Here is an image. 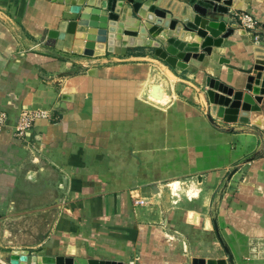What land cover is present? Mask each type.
Here are the masks:
<instances>
[{
	"label": "crops",
	"instance_id": "obj_1",
	"mask_svg": "<svg viewBox=\"0 0 264 264\" xmlns=\"http://www.w3.org/2000/svg\"><path fill=\"white\" fill-rule=\"evenodd\" d=\"M238 11L259 21L260 42L236 28ZM74 18L64 3L0 0V110L9 124L0 131V261L16 250L125 264H264V95L257 126L210 122L201 93L207 75L243 90L241 70L264 60V0H233L228 15L211 17L233 32L185 69L149 48L87 38L68 48L49 37ZM153 84L163 100L150 97ZM21 110L49 117L15 138Z\"/></svg>",
	"mask_w": 264,
	"mask_h": 264
},
{
	"label": "water",
	"instance_id": "obj_2",
	"mask_svg": "<svg viewBox=\"0 0 264 264\" xmlns=\"http://www.w3.org/2000/svg\"><path fill=\"white\" fill-rule=\"evenodd\" d=\"M69 5L75 15L71 21H63L58 31L49 37L61 38L64 46H78L87 38L106 44L107 48H149L154 56L170 67L185 69L188 64L199 67L213 47H220L233 29L223 19L211 18L228 15L233 0H50ZM83 22L84 24H80ZM73 31V32H72ZM79 31L82 35L78 34ZM102 32L103 38H88ZM154 34V35H153ZM150 35V36H149ZM152 35V36H151ZM79 46L78 51L81 52ZM193 59L196 64H192ZM219 64L231 66L229 60L220 57ZM243 90H234L209 75L205 78L206 96L209 101L208 119H219L230 124L251 122L261 125L260 104L264 95V60L255 61L248 69ZM88 74H95L92 69ZM153 100L163 97L160 84H153L149 92ZM63 100L71 95L64 94ZM163 100V99H162ZM157 193L156 186L152 187ZM215 234L224 252L232 262L231 254L220 237L213 221ZM0 264H125L98 259L63 256L33 255L28 251H12Z\"/></svg>",
	"mask_w": 264,
	"mask_h": 264
},
{
	"label": "built area",
	"instance_id": "obj_3",
	"mask_svg": "<svg viewBox=\"0 0 264 264\" xmlns=\"http://www.w3.org/2000/svg\"><path fill=\"white\" fill-rule=\"evenodd\" d=\"M233 19L236 28L251 36L255 42L258 41L261 33L259 21L249 11L234 12ZM48 117L49 113L46 111L21 110L12 128L13 136L15 138L25 137L37 119ZM8 125V114L0 110V131L6 129ZM135 203L142 204V201L137 200Z\"/></svg>",
	"mask_w": 264,
	"mask_h": 264
},
{
	"label": "rangeland",
	"instance_id": "obj_4",
	"mask_svg": "<svg viewBox=\"0 0 264 264\" xmlns=\"http://www.w3.org/2000/svg\"><path fill=\"white\" fill-rule=\"evenodd\" d=\"M261 35H262V33H260V37H259V39H258V41H256V42H260L261 41V39H262V37H261ZM253 39V38H252ZM254 40V39H253ZM203 87H202V89H201V87H199V89H201V93H204L203 95H204V99L207 101V104H209V101H208V99H207V96H206V87H205V84L204 85H202ZM192 87V92L193 93H197V91H196V89H195V87L194 86H191ZM192 93V94H193ZM197 96V95H196ZM219 120V119H218ZM179 189V188H178ZM178 189H176V190H178ZM21 238H23V235H22V237ZM19 245H16V247H18Z\"/></svg>",
	"mask_w": 264,
	"mask_h": 264
},
{
	"label": "bare ground",
	"instance_id": "obj_5",
	"mask_svg": "<svg viewBox=\"0 0 264 264\" xmlns=\"http://www.w3.org/2000/svg\"><path fill=\"white\" fill-rule=\"evenodd\" d=\"M172 187H173V188H176V186H173V185H172Z\"/></svg>",
	"mask_w": 264,
	"mask_h": 264
}]
</instances>
